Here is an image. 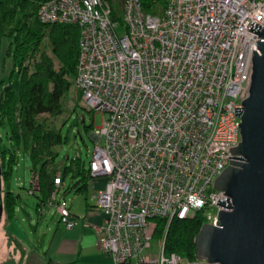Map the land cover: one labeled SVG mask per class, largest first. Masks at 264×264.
Listing matches in <instances>:
<instances>
[{
  "label": "built area",
  "instance_id": "built-area-1",
  "mask_svg": "<svg viewBox=\"0 0 264 264\" xmlns=\"http://www.w3.org/2000/svg\"><path fill=\"white\" fill-rule=\"evenodd\" d=\"M37 18L79 28L73 86L102 115L87 166L105 179L95 194L104 217L91 225L97 249L112 264H213L165 254L163 239L152 249L154 219L206 208L205 223L213 224L209 210L226 202L208 189L239 141L234 107L248 96L251 57L260 53L248 27L263 28L264 0H164L158 15L144 13L140 0H44ZM53 183L38 215L52 209L70 229L59 172ZM38 188L31 173L25 193Z\"/></svg>",
  "mask_w": 264,
  "mask_h": 264
},
{
  "label": "trees",
  "instance_id": "trees-1",
  "mask_svg": "<svg viewBox=\"0 0 264 264\" xmlns=\"http://www.w3.org/2000/svg\"><path fill=\"white\" fill-rule=\"evenodd\" d=\"M44 0H0V69L7 75L0 78V192L1 217L12 219L18 194L5 188L16 165V152L29 160V174L38 175L39 188L35 212L44 206L54 189L53 179L60 173L66 191L85 194L91 180L89 169L79 158L69 159L59 168L54 165V147L63 142L57 129L46 125L40 115L61 114L64 98L75 76L79 49V28L75 25L44 24L37 18V9ZM144 13L158 15L164 0H140ZM5 52L1 57L3 41ZM3 67V68H2ZM0 70V71H1ZM17 81L13 85L11 80ZM87 127L86 130H90ZM6 141L11 148L6 147ZM206 208L184 219L173 217L169 222L155 218L154 239L164 240L165 254L175 253L187 260L195 259L194 237L205 224ZM8 242H15L7 232ZM18 244V242H17Z\"/></svg>",
  "mask_w": 264,
  "mask_h": 264
},
{
  "label": "water",
  "instance_id": "water-1",
  "mask_svg": "<svg viewBox=\"0 0 264 264\" xmlns=\"http://www.w3.org/2000/svg\"><path fill=\"white\" fill-rule=\"evenodd\" d=\"M259 28L254 21L248 27L258 35L260 53L252 50L248 96L234 107L239 141L212 184L226 202L218 199L215 222L203 224L194 237L195 258L213 264H264V26Z\"/></svg>",
  "mask_w": 264,
  "mask_h": 264
},
{
  "label": "crops",
  "instance_id": "crops-1",
  "mask_svg": "<svg viewBox=\"0 0 264 264\" xmlns=\"http://www.w3.org/2000/svg\"><path fill=\"white\" fill-rule=\"evenodd\" d=\"M104 183L103 177L91 178L85 194L64 189V195L70 193L73 196L69 200V208L75 224L70 229L52 210L48 216L50 223L44 227L46 222H38L44 215H36L35 204L32 216L18 203L12 219L0 223V252H3L0 253V264H112L111 258L95 246V233L91 226L100 224L104 217L96 207L95 198ZM80 195L85 196L84 205L78 197ZM19 214L28 221L27 224L22 226L18 222ZM7 232L15 237L16 243H8Z\"/></svg>",
  "mask_w": 264,
  "mask_h": 264
},
{
  "label": "rangeland",
  "instance_id": "rangeland-1",
  "mask_svg": "<svg viewBox=\"0 0 264 264\" xmlns=\"http://www.w3.org/2000/svg\"><path fill=\"white\" fill-rule=\"evenodd\" d=\"M116 13V22H117V33L120 34L121 24L120 18L118 17V5H112ZM6 40L3 41V46L1 49V57L5 52ZM3 68V67H2ZM8 69V68H7ZM6 66L0 71V78L7 75L8 70ZM13 85H17V81L11 80ZM40 119L46 120V125L50 128L59 130L63 142L54 147L57 155L54 159V165L60 167L62 164L67 163L69 159L79 158L84 162L85 166H88L89 160L91 159V152L96 144V140L90 135L94 127H99L102 125V115L101 113L90 111L84 102L81 100L80 93L74 88L73 83L69 90V93L64 98L63 108L61 114L57 116H50L48 114L40 115ZM91 127L90 130H86L87 127ZM5 132V127L0 126V135L3 136ZM3 144L6 147L11 148V146L4 140ZM101 145V141L98 142ZM29 160L26 156L22 155L19 151L16 152V165L11 175V179L5 185V188L11 192L18 194V203L23 207L27 212L33 216V207L35 204V198L32 195H27L25 193V188L29 183ZM64 186L59 189L57 198H63L69 204V200L73 197L70 193L64 195V189L70 184L69 179H65ZM213 187L208 189L213 191ZM64 195V196H63ZM81 199V204L84 205L83 195L78 196ZM52 210V209H51ZM49 211H46L45 215L38 221L46 224L50 223ZM212 214H216L217 210L215 208L209 210ZM31 216V217H32ZM35 219V218H34ZM18 222L23 226L28 223L22 216V214L17 218ZM24 220V221H23ZM2 217H0V223L2 222ZM35 224V223H34ZM43 233V232H42ZM29 239H33L30 235ZM161 239H153L151 241L152 249L158 247V243ZM10 243V241L8 242ZM16 246V244H14ZM15 248V247H14ZM152 253H155L151 250ZM3 254V252H0Z\"/></svg>",
  "mask_w": 264,
  "mask_h": 264
}]
</instances>
